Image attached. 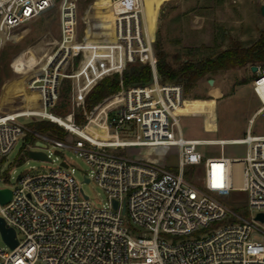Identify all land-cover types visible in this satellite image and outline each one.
I'll return each instance as SVG.
<instances>
[{
    "label": "built area",
    "instance_id": "2783aa9c",
    "mask_svg": "<svg viewBox=\"0 0 264 264\" xmlns=\"http://www.w3.org/2000/svg\"><path fill=\"white\" fill-rule=\"evenodd\" d=\"M259 3L264 6V0ZM55 6L61 39L30 84L40 94L41 107L0 113V155L9 154L19 137L31 142L27 135L33 131L32 121L50 119L65 127L72 142L34 131L31 143L74 148L92 167L85 180H96L107 200L102 206L92 203L66 158L48 172L20 174L17 185L9 187L11 200L0 202V217L15 229L18 240L14 248L8 243V248L0 246V264H264V219L258 217L264 213V134H253L249 128L240 138L184 136L182 114L176 112L186 99L184 87L160 81L142 0L115 3V43L123 48V64L93 76L90 82L92 86L106 74L122 73L129 63L151 66L150 83L122 85L107 102L117 99L99 121L113 136L95 141L73 111L58 114L56 120L48 107H54L58 99L65 65L85 49L77 39V0H0V38L5 39L16 27ZM110 61V56L100 55L88 65L94 72ZM263 72L264 67L254 88L264 108L258 92ZM84 97L83 93L77 105L84 107ZM227 143H246L248 151L244 157L232 158L223 152L206 156L199 149L201 144H220L223 149ZM129 146L148 147L161 156L177 146V171L165 169L157 158H133L113 151ZM200 165L203 175L196 184L187 178L186 169ZM235 190L247 192L249 208L256 210L250 218L224 201ZM210 227L208 235L188 237Z\"/></svg>",
    "mask_w": 264,
    "mask_h": 264
},
{
    "label": "rangeland",
    "instance_id": "374dc122",
    "mask_svg": "<svg viewBox=\"0 0 264 264\" xmlns=\"http://www.w3.org/2000/svg\"><path fill=\"white\" fill-rule=\"evenodd\" d=\"M117 1L77 0V39L85 44V49L66 63L56 106L48 107L49 110L59 114L60 108L65 106L67 113L73 111L75 115V112L84 108L83 104L77 105V100H80L83 93L85 96L93 86H90L92 77L97 78L111 70V66L106 65L93 72L88 64L97 61V57L101 55L97 46L117 48L121 44L115 43V31L107 26V21L114 17V5ZM142 1L155 57L163 53L167 63L175 68L180 67L185 60L196 61L214 55L236 42L243 47L250 46L264 31V16L259 0ZM58 13L59 8L55 6L38 18L13 29L8 39L0 38V113L41 107L40 94L30 84L39 75L46 55L57 47L61 39ZM108 56L109 54L102 55L103 58ZM257 65L259 68L256 71L249 64L207 74L188 88L184 79L182 83L185 84L186 108L180 112L184 114L180 116L184 136L201 139L240 138L246 135L248 128L253 134H264V109L255 113L262 106V101L254 88V81L260 76L264 63ZM111 74H106L101 79ZM209 78L214 79L213 84L209 83ZM80 85H84L82 92L78 88ZM214 87L222 89L219 97L211 94ZM114 96L104 100L103 106L95 109L93 114H87V120L83 124L94 139L106 141L113 136L93 124L100 122V115L105 112L110 105L107 102ZM212 99H215L214 104H209ZM203 100L204 105L201 104ZM55 113L53 116L58 117ZM64 138L72 142L69 133ZM29 148L39 149L34 143H27L23 137H19L9 154L0 155V188H13L17 185L20 174L48 172L58 167L61 159L66 158L71 163L74 177L92 203L102 206L107 200V193L96 180H85L86 175H91L92 167L74 148L57 147L49 142L44 150L53 160L30 157L27 154ZM199 149L206 156L223 152L232 158L244 157L248 144L227 143L223 149L220 144H201ZM113 151L133 158H157L160 165L168 170H175L178 166L177 146L170 147L162 156L142 146L118 147ZM202 175V165L188 166L186 169L187 178L196 184ZM224 201L246 218L256 212L249 208L246 191L235 190ZM211 228L194 232L188 237L208 235ZM256 237L261 239L260 235ZM0 246L8 248L1 231Z\"/></svg>",
    "mask_w": 264,
    "mask_h": 264
},
{
    "label": "trees",
    "instance_id": "16d2710c",
    "mask_svg": "<svg viewBox=\"0 0 264 264\" xmlns=\"http://www.w3.org/2000/svg\"><path fill=\"white\" fill-rule=\"evenodd\" d=\"M259 63H264V31L260 38L250 46L243 47L239 42H236L234 45L220 50L214 55H209L196 61L185 60L177 68L167 63L163 53H159L156 58V68L160 81L181 83L184 87L185 84L182 81L185 79L186 88L207 74ZM151 80L152 69L149 64L129 63L122 73L115 72L103 77L87 91L84 98V108L79 112H75V120L81 124L85 123L87 114H92L104 100L117 94L121 90L122 85L129 87L148 84ZM201 102V104H205L204 100ZM214 102L215 99H212L209 104H214ZM67 112L68 110L64 106L60 108L59 115H64ZM30 127L33 131L28 133L27 140L31 142L35 138L34 131L61 139L67 134L65 127L50 119H36L30 123ZM175 171H177V167Z\"/></svg>",
    "mask_w": 264,
    "mask_h": 264
},
{
    "label": "water",
    "instance_id": "95a60500",
    "mask_svg": "<svg viewBox=\"0 0 264 264\" xmlns=\"http://www.w3.org/2000/svg\"><path fill=\"white\" fill-rule=\"evenodd\" d=\"M260 10H261L262 15L264 16V6L263 5L260 7ZM258 68H259L258 65H252L253 71L258 70ZM213 82H214V79L209 78V83L213 84ZM36 146L45 147V143L37 142ZM28 155L33 158H38L42 160H50V157L47 155V153L44 150H38V149L31 148L28 150ZM63 164L66 165L65 162ZM12 195H13V191L11 188L9 187L0 188V202L2 204L9 202L12 198ZM114 205L117 206V201H114ZM124 210H125V207H124ZM258 217L263 220L264 213L260 212L258 214ZM0 231H1L3 239L6 241V243L9 244L11 248H14L17 246L18 240L16 238L15 229L11 226H8L2 217H0Z\"/></svg>",
    "mask_w": 264,
    "mask_h": 264
},
{
    "label": "bare ground",
    "instance_id": "6f19581e",
    "mask_svg": "<svg viewBox=\"0 0 264 264\" xmlns=\"http://www.w3.org/2000/svg\"><path fill=\"white\" fill-rule=\"evenodd\" d=\"M144 8V7H143ZM144 16H145V9H144ZM145 21H146V17H145ZM107 26L111 27L114 31H115V35H116V30H115V23H114V17L111 18L110 20L107 21ZM146 27L148 30V34L151 38L150 35V31L148 28V24L146 21ZM117 39V38H116ZM97 49L99 50V52L101 53V55H105V54H109L110 56V62H107L105 64H102V67H105L106 65L111 66V70L112 69H119L122 64H123V60H124V54H123V48L121 45H119L117 48H109V47H104V46H97ZM78 75V74H76ZM80 76V75H79ZM88 76V75H87ZM263 79L261 80V85L258 87V92L260 93V95L262 96V98L264 99V72L262 74ZM89 80V77H88ZM79 85V84H78ZM79 91L81 90V92L84 90V85H80L79 87ZM117 100V99H116ZM116 100H113L112 102H115ZM110 102V104L112 103ZM108 108V107H107ZM106 108V109H107ZM186 108V103L184 101L183 105L181 107H179L176 112L180 113L182 110H184ZM58 117H54L56 120L59 119V115L56 114ZM100 128H103L104 130H107V132L109 134H111V131L108 129L107 125L105 124V122H99L98 123ZM112 135V134H111ZM94 139V138H93ZM219 139H223V138H219ZM227 139V138H224ZM97 142H101L100 140L94 139ZM104 141V140H103ZM217 142V141H215ZM237 167H240V163L236 164ZM238 182H240V177L238 178Z\"/></svg>",
    "mask_w": 264,
    "mask_h": 264
},
{
    "label": "crops",
    "instance_id": "0c3cea01",
    "mask_svg": "<svg viewBox=\"0 0 264 264\" xmlns=\"http://www.w3.org/2000/svg\"><path fill=\"white\" fill-rule=\"evenodd\" d=\"M221 92H222V89L221 88H219V87H214L213 89H212V92H211V94L213 95V96H215V97H219L220 96V94H221ZM262 109H264L262 106H260L257 110H256V112L255 113H257V112H259L260 110H262ZM182 115H184V114H182ZM181 115V116H182ZM249 129V128H248ZM207 139V138H206ZM208 139H215V138H208Z\"/></svg>",
    "mask_w": 264,
    "mask_h": 264
}]
</instances>
